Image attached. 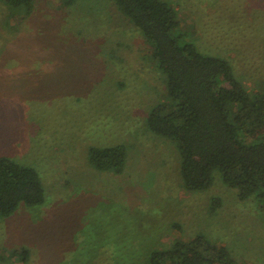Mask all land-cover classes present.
<instances>
[{
	"label": "rangeland",
	"instance_id": "1",
	"mask_svg": "<svg viewBox=\"0 0 264 264\" xmlns=\"http://www.w3.org/2000/svg\"><path fill=\"white\" fill-rule=\"evenodd\" d=\"M167 1L200 52L264 91V0ZM151 52L114 0H35L26 20L0 0V155L36 169L46 190L43 205L0 216L1 256L28 247V264H131L204 234L238 264H264V198L240 200L219 172L187 192L176 145L145 127L166 98ZM116 144L129 151L122 175L89 166L90 146Z\"/></svg>",
	"mask_w": 264,
	"mask_h": 264
},
{
	"label": "trees",
	"instance_id": "2",
	"mask_svg": "<svg viewBox=\"0 0 264 264\" xmlns=\"http://www.w3.org/2000/svg\"><path fill=\"white\" fill-rule=\"evenodd\" d=\"M26 20L35 0H1ZM71 1V0H68ZM118 10L151 47L155 68L163 75L166 98L146 114L147 130L170 139L180 157L183 187L203 193L215 174L239 191V199L264 198V91H250L230 61L203 54L188 40L179 13L167 0H114ZM101 82V81H100ZM99 83V81H98ZM104 87H106V83ZM88 164L95 171L122 175L129 162L125 144L92 145ZM46 202L39 172L0 155V216L11 217L21 205ZM221 205L216 198L212 211ZM30 249L11 251L1 260H30ZM238 264L230 249L204 234L176 238L149 251L136 252L131 264Z\"/></svg>",
	"mask_w": 264,
	"mask_h": 264
}]
</instances>
